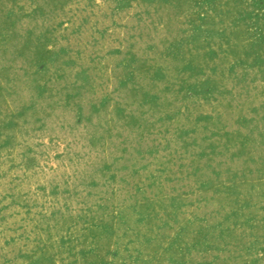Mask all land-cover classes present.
<instances>
[{"label":"rangeland","instance_id":"374dc122","mask_svg":"<svg viewBox=\"0 0 264 264\" xmlns=\"http://www.w3.org/2000/svg\"><path fill=\"white\" fill-rule=\"evenodd\" d=\"M0 264H264V0H0Z\"/></svg>","mask_w":264,"mask_h":264}]
</instances>
